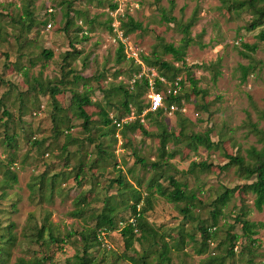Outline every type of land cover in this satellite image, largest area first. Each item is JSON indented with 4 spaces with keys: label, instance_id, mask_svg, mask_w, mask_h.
<instances>
[{
    "label": "rangeland",
    "instance_id": "obj_1",
    "mask_svg": "<svg viewBox=\"0 0 264 264\" xmlns=\"http://www.w3.org/2000/svg\"><path fill=\"white\" fill-rule=\"evenodd\" d=\"M122 1L125 20L130 16L144 27V31L127 36L128 43L138 48L141 55H156L176 66L173 57L164 53L163 44L179 47L184 37L181 26L196 18L191 29L195 43L187 50L186 64L204 94L196 97L186 80L183 95L189 98L182 102L180 110L167 112L163 119L146 120L144 127L150 136L140 131L128 133L120 146L113 136V127L104 123L101 111L115 118L124 115V95L119 88L128 87L136 69L130 60L118 61L120 41H115L108 29L113 22L110 5H115L114 0H0V184L4 185V190H0V235L8 226L15 225L12 233L16 238L8 264L43 257L49 258L47 264H68L83 251L77 233L93 229L95 219L107 206L115 207L119 230L102 233L91 257L97 258L98 264H139L142 248L148 249L153 241L143 247L135 244L136 250L129 253L134 262L119 260L124 253L120 231L122 223L133 220L132 211L125 206L135 202L134 191L147 197L150 182L156 176L151 165L162 161L159 121H164L168 131L176 136L184 131L178 144L169 143L168 150L176 155L164 170L167 176L185 184L197 199L176 204L156 194L154 208L146 215L157 233L158 246L150 253L152 263L158 261V253L167 246L168 264H209L210 258L219 259L215 263L218 264L227 256L228 234H243L241 224L236 222L238 218L245 214L250 222L264 223V211L260 213L254 207L255 196L237 192L222 208L206 252L198 254L197 250L202 249L201 228L215 230L216 200L226 187L235 188L246 181L236 168L223 173L213 168L208 173L197 170L193 175L182 174L193 162L222 166L226 154L247 158L249 149L260 150L264 145L251 129L253 123L264 132V43L258 40L260 29H248L252 21L250 12L247 8L229 10L224 0H174L173 10L171 0ZM28 9L33 13L32 28L23 19ZM66 12L72 16L68 31ZM165 15L178 22L165 20ZM244 45H257L258 50L253 53ZM44 50L52 52V58H45ZM250 65L254 69L244 81L243 69ZM216 71L219 74L214 81ZM75 76L83 80L76 82ZM180 77L187 79L185 72ZM51 85H59L61 90L56 97L57 108L49 91ZM74 93L89 94L92 98L93 104L86 108L95 122L90 133L85 132L83 121L70 108ZM148 101L143 95L138 103L148 106ZM41 107L43 112L38 114ZM55 126L61 134H54ZM208 130L211 139L220 143V150L199 148L194 152L188 148V137ZM108 131L110 135L102 139ZM35 142L42 146H34ZM8 145L13 146L14 153ZM97 145L102 148V155ZM137 159L144 160L146 166L136 163ZM11 161L14 165L10 171L17 174V183L7 175ZM80 163L83 174L77 180ZM121 173L130 183L129 189L114 182ZM42 175L46 179L44 188L39 191L37 186L32 190L31 185L38 183ZM57 175L61 177L52 188L51 179ZM159 181L170 189L167 177ZM81 193L88 206L77 212L75 200ZM186 208L187 217L182 213ZM43 227L50 230L37 242L34 236ZM50 233L56 238L55 243H51ZM255 239V247L245 239L243 244L240 242L235 257L226 259L224 264H264V230Z\"/></svg>",
    "mask_w": 264,
    "mask_h": 264
},
{
    "label": "trees",
    "instance_id": "obj_2",
    "mask_svg": "<svg viewBox=\"0 0 264 264\" xmlns=\"http://www.w3.org/2000/svg\"><path fill=\"white\" fill-rule=\"evenodd\" d=\"M160 2V0H157ZM224 6H227L229 10L234 11H242L245 8L250 12L252 21L248 27L250 31L258 30L260 29V32L258 34V40L262 43H264V0H236L233 2H230L229 0H224ZM110 7L113 10L117 9V5H110ZM175 7V1H170V8L173 10ZM64 18L67 20L66 22V28L65 30L68 31V28L72 25V16L69 12H66L64 15ZM24 20H27L28 27L32 28L33 26V13L30 11V9L25 11V17ZM165 20L171 22V23H177L178 21L175 18H168L167 15H165ZM196 18H193L188 23L183 24L181 26V32L183 34V39L181 41V44L179 47H175L173 44H163V51L166 54H169L173 57L174 61L177 62L178 66L176 64L166 63L160 59L159 56L153 55V57L149 58L144 55L142 56V59L144 63L150 67L155 69L158 74L164 78L167 82L161 83L158 82L156 85V91L160 92L164 98H165V108L158 110L155 113H146L143 117L144 122L142 123L141 116L144 114L146 109L148 108L147 104L141 105L138 103V100L141 96H147L148 93V83L144 78L136 79L135 83H132L133 78L138 75L141 71V67L137 66L133 61H130L132 65L135 67L136 71L134 75L131 77V80L129 82V85L127 88L120 87L119 90L122 93L123 101L121 103V108L124 110V115L115 118L110 117L109 114L102 110L101 113L103 115V121L106 124L107 127H113V136L115 137L116 141L119 143V141L116 138L117 134H120L122 138V146L124 145V138H127L128 133H135L137 131H140L144 136L149 137L150 133L146 131L144 124L146 120H152L153 118L157 117L158 119H163L165 114L167 112H170V109L172 106H176L181 108L182 102L189 98L187 95H183L184 89H185V83L186 80H188L191 83V86L193 87V93L198 97L199 95H203L204 92L200 89H198V81L193 77L192 72L190 69H188L186 64V56H187V50L195 43V39L192 37L191 29L195 25ZM112 25V24H111ZM109 26V30L113 32L112 26ZM122 29L124 31L125 36H129L130 34H134L139 31H144V27L142 23H139L135 21L132 17L128 16L127 20H124L122 23ZM114 34V33H113ZM244 48L251 52H256L258 50L257 45H244ZM43 56L47 59L52 58L53 53L49 52L47 50H44L42 52ZM118 54V61L119 63L123 61H127V56L125 53L124 45L119 43V48L117 51ZM245 57H249L248 53H243ZM181 64V67L180 65ZM221 59L217 61V65L220 66ZM136 65V66H135ZM205 67V66H203ZM206 68V67H205ZM254 69L251 65L248 67H245L243 69V80L245 81L248 74ZM185 72L187 75V79H183L180 77V75ZM217 73V71H216ZM72 74V73H68ZM217 73L214 77V81H217L218 77ZM65 79L67 77L64 76ZM100 79V78H99ZM83 78L79 76L74 77V81L79 82L82 81ZM179 82L180 90L176 95L168 94V90L172 89L174 92L175 84ZM63 82L60 81V84ZM52 87L49 88V91L51 93V97L54 100V106L57 108L58 102L56 97L60 94L61 90L59 89V85H51ZM93 104L92 98L89 94H79L74 93L71 98L70 108H72V111L74 115L83 121L82 127L85 130V132L90 133L91 129L93 127V124L95 123L90 114L86 111L87 107H90ZM135 106V107H134ZM44 109L41 107L40 112H43ZM135 112L136 119L132 122H129L127 124H124L122 126V129H118L117 123H121L123 119H125L131 111ZM35 113V116L38 115ZM4 115L9 116L8 113H4ZM57 119L54 118V122H56ZM117 122V123H116ZM2 124V121L0 119V125ZM158 128V139L160 140L161 144V159L162 161L155 162L151 165L152 169L155 170L156 176L153 178L150 182V187L148 189L147 197H142L138 193V191H134L136 193V196H134L135 202L130 206L125 208H130L132 211V216L134 223L127 222L124 227H122L120 233L124 240V253L120 257L119 260H126L128 262H134V257L129 256V253L134 252L136 250L135 244L138 243L140 245H143L146 242L153 241L151 246L148 249H143L141 255L139 256V264H168L170 263L169 259V248L167 246H164L162 251L158 253V261L155 263H152L150 259V253L151 251H154L153 248L157 247L158 244L156 243L155 236L157 233L153 229V227L150 225V223L147 220L146 215L151 212L154 208L153 206V199L155 198L156 194L160 195L162 198L166 199L167 201L171 203H182V202H188V201H196V195L192 192L188 191L187 186L183 184L181 181L177 180L174 176H167V171L164 170L168 169L171 165L169 164L170 160L175 159V152H171L168 150V145L171 142H175V144H178L179 138L184 136V131L181 130L180 134L176 136L174 133H170L168 131V128L164 121H159L157 123ZM54 134H61L57 131L59 127L55 126ZM71 127H68V130H70ZM252 132L257 136L258 140L264 144V132L258 129L257 125L251 124ZM69 134V133H67ZM110 135L109 131L103 133L102 139L106 138ZM67 138H70L69 136H66ZM9 138V137H8ZM10 141L14 140V137L9 138ZM126 140V139H125ZM16 141V140H15ZM34 146L41 147L42 143L35 142ZM100 145H97L99 154L102 155L104 152ZM10 152L14 153L15 149H12L11 145L7 146ZM188 148L192 151L196 152L199 148H205L208 151H214V150H220L221 145L220 143H215L211 139V131L208 130L205 134H193L190 137H188ZM226 163L222 166H215L214 164H209L207 162H201L196 163L193 162L190 165L189 170L186 173L182 174H195L197 170L200 172H211L213 168H217L220 173L226 172L231 168H236L238 174L241 175V177L246 181L243 185L237 186L235 188H228L226 187L224 189V192L218 197L215 204V214L213 216L214 220V228L212 229H206L201 228L202 231V249L197 250L198 254L202 255L206 252V247L208 246V243L213 239L217 221L220 215L222 214V208L226 207L228 203L231 201L234 194L237 192L241 195L244 193L252 194L255 196L254 199V207L255 209L262 213L264 211V145L262 149L258 150L257 148L253 147L247 151V158L242 157L240 155H229L226 154ZM138 164H142L146 166V162L142 159H137ZM14 165V162L11 161L10 165L7 166V175L8 178L13 182H18V176L15 172L10 171V167ZM83 174V165L82 163L79 164L78 171L76 173V179H80L81 175ZM61 176L57 175L53 179H51V185L52 188L55 186V182L58 178ZM167 177L168 183L170 185V189L165 188L161 183L160 179H164ZM38 183H34L31 185V189L34 190L37 186L39 187V191H41L44 188V184L46 182L45 176L42 175L39 179H37ZM117 184L122 189H129L131 187L130 183L126 180L125 177H123V174L121 173V176L116 181ZM79 185H81V182H79ZM4 185L0 184V190L3 189ZM133 190V189H132ZM77 205V212H82L83 209L88 206V203L86 201V196L82 195V193L76 198L75 200ZM189 212V209H183L182 213L187 217V214ZM116 209L114 206H107L105 208V211L98 215L95 219L96 225L93 229H86L83 232L77 233L78 237L80 238L81 242L83 243V251L82 254H76L71 260L68 261V264H98L97 258L91 257L92 253H90L94 248H97L99 244L100 235L102 233H110L118 231V225L116 223ZM246 215L244 214L243 218H238L236 222L237 224H241V228L243 231L242 236L238 235H230L228 234V240H229V249L227 251V256H225L220 263L218 264H224L226 259H233L235 257V251L239 249L238 244H243V240H247L248 244L252 247H255L257 243L256 236L259 234L260 230H264V223H254L250 222L245 219ZM15 228V225H10L6 228V232L3 230V235H0V264H8L11 252V247L16 243V238L12 233V230ZM49 228L43 227L40 231H38L37 234H35L34 238H36L37 242H40L46 231H49ZM140 235V237H138ZM49 238L51 239V243H55L57 240L53 236L52 233L49 234ZM248 245V246H249ZM246 249H248L246 247ZM253 249V248H251ZM245 248H242V251L244 252ZM241 251V252H242ZM157 253V251H155ZM49 258L43 257L42 259H36L33 262H27L23 259H20L18 261V264H47ZM209 264H215L219 261L217 258H210Z\"/></svg>",
    "mask_w": 264,
    "mask_h": 264
},
{
    "label": "built area",
    "instance_id": "obj_3",
    "mask_svg": "<svg viewBox=\"0 0 264 264\" xmlns=\"http://www.w3.org/2000/svg\"><path fill=\"white\" fill-rule=\"evenodd\" d=\"M114 3L117 5V9L111 12V15L113 18V22L111 26L113 29V33L115 35V41H120V43L124 45L127 59L130 61H133L137 66L141 67L140 73L133 78L131 84L135 83L136 79H141V78H144L148 83V93L146 97L148 98L149 101H148V108L146 109L144 114L141 116L142 118L141 122L143 123L144 122L143 117L146 113H155L158 110L165 108V98L160 92L156 91V85L158 82L166 83V84L167 82L164 78H162L158 74V72L155 69L148 67L144 63L139 49L134 47L132 44L128 43V38L125 36L124 31L122 29V23L126 18V15L122 11L123 1L114 0ZM51 12H53L52 9H51ZM179 90H180V85H179V82H177L175 84L174 92L172 89H169L168 94L176 95ZM179 110H180L179 107L172 106L169 113H175ZM135 119H136V115H135V112L132 110L131 113L125 119L121 121V123L116 122L118 129L119 130L122 129V126L124 124L132 122ZM116 138L119 141V144L122 145V138L120 134H117ZM130 223L133 224L134 220H131ZM122 224H123V227L126 225V223H122Z\"/></svg>",
    "mask_w": 264,
    "mask_h": 264
},
{
    "label": "crops",
    "instance_id": "obj_4",
    "mask_svg": "<svg viewBox=\"0 0 264 264\" xmlns=\"http://www.w3.org/2000/svg\"><path fill=\"white\" fill-rule=\"evenodd\" d=\"M119 144V143H118ZM121 146V144H119Z\"/></svg>",
    "mask_w": 264,
    "mask_h": 264
}]
</instances>
